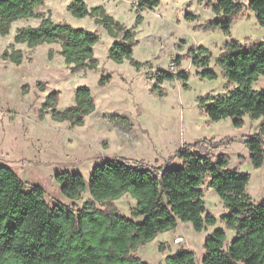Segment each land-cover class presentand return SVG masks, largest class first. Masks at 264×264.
I'll use <instances>...</instances> for the list:
<instances>
[{
  "label": "rangeland",
  "instance_id": "1",
  "mask_svg": "<svg viewBox=\"0 0 264 264\" xmlns=\"http://www.w3.org/2000/svg\"><path fill=\"white\" fill-rule=\"evenodd\" d=\"M72 0H45L35 11L50 16L54 21L67 22L75 27H85L100 35L95 44L98 66L73 71L61 54V44L44 42L29 46L16 42V31L22 27L39 25L40 17L20 18L13 22L10 32L0 34V164L12 166L28 187L37 184L45 189L50 205L63 202L80 208L91 197L89 189L79 199L66 196L55 176L64 170L81 172L87 181L92 168L107 158H124L135 164L157 168L180 163L175 157L186 143L210 140L201 144L214 158L220 154L230 158L228 168L251 174L246 193L253 202L264 199V165L255 167L245 138L259 132L264 118L245 116V124L236 127L232 118L214 121L200 104V97L211 93L219 95L233 86L217 62L227 41L238 39L242 43L264 40V26L258 23L249 0H241L243 10L233 18L230 32L220 27L206 28L218 14L212 6L216 0H160L154 9L141 11L143 21L136 25L137 6L141 0H85L89 6L103 5L107 12L121 21L125 27L135 29L134 58L143 62L140 68L130 59L118 63L109 57L114 40H121L122 32L111 36L107 29L96 23L94 16H75L68 5ZM186 13L196 16L185 18ZM203 45L210 50V67L218 76L202 77V69L192 62L190 48ZM20 49L22 63L16 64L2 58L4 50ZM180 55L181 66L175 65ZM183 68L189 72L188 88L179 79L161 84L160 95L155 74L159 69L177 72ZM110 75L106 84H100L102 76ZM80 85L91 88L96 108L88 114L83 125L70 121H56L51 110L41 116L42 104L52 91H59L58 109L75 103L76 89ZM264 90V76L254 83ZM204 149V150H205ZM207 211L218 218L215 225L197 231L190 221L160 232L154 239L141 245L136 254L149 264H167L166 256L180 249L196 253L197 264H203L206 254V236L217 227H224L228 237L226 247L236 232L221 221L228 211L223 199L210 184L207 176L202 185ZM98 207L116 206L120 213L136 220L133 209L136 199L126 193L112 200L111 204L96 201ZM183 236L184 243L174 242ZM168 242L165 250L161 241Z\"/></svg>",
  "mask_w": 264,
  "mask_h": 264
},
{
  "label": "trees",
  "instance_id": "2",
  "mask_svg": "<svg viewBox=\"0 0 264 264\" xmlns=\"http://www.w3.org/2000/svg\"><path fill=\"white\" fill-rule=\"evenodd\" d=\"M45 0H0V34L10 32L14 21L26 17H40L39 25H28L16 31L14 40L35 46L44 42L60 43L61 54L73 71L98 66L95 44L100 35L85 27H75L67 22L54 21L39 14L36 6ZM160 0H141L137 6L136 25L144 16L145 8L154 9ZM260 25L264 26V0H249ZM218 16L206 28L220 27L229 33L233 18L243 10L241 0H216L212 6ZM68 9L78 17L94 16L111 36L122 32L121 40H114L109 57L121 63L126 58L137 68L143 62L134 58L135 29L125 27L107 12L103 5L89 6L85 0H72ZM185 18H196L186 13ZM192 62L202 67L197 73L202 77L216 78L218 73L210 67V50L200 45L190 48ZM5 60L22 63L20 49H6L1 54ZM181 56L175 65L181 66ZM217 62L223 68L228 82L233 84L225 93H211L200 97V104L211 120L232 118L236 127L245 124V116L264 118V90L254 83L264 76V40L242 43L238 39L227 41ZM160 95L166 80L179 79L188 88L189 72L159 69L156 74ZM110 75L102 76L106 84ZM59 91L50 92L42 104L41 116L51 110L56 121H70L83 125L86 116L96 108L92 90L87 85L76 89L75 103L58 109ZM210 140L186 143L175 157L181 162L157 168L135 164L124 158H107L92 168L89 181L78 171L64 170L55 178L62 192L79 199L89 189L91 197L80 208L63 202L50 205L45 189L34 184L30 187L15 169L0 164V264H149L136 254L137 249L154 239L160 232L175 228L180 221H190L197 231L218 222L217 216L207 211L204 200V180L223 199L228 211L220 219L236 234L228 247V234L224 227H217L205 239L206 254L203 264H264V199L253 202L246 193L251 174L239 169L230 170V158L214 156L201 144ZM255 167L264 165V119L259 132L245 138ZM203 148V147H202ZM130 193L136 199L133 209L139 221L119 212L116 206L103 209L96 201L111 204L112 200ZM167 242L159 244L165 250ZM167 264H197L196 253L180 249L166 256Z\"/></svg>",
  "mask_w": 264,
  "mask_h": 264
},
{
  "label": "built area",
  "instance_id": "3",
  "mask_svg": "<svg viewBox=\"0 0 264 264\" xmlns=\"http://www.w3.org/2000/svg\"><path fill=\"white\" fill-rule=\"evenodd\" d=\"M174 242H176V243H184L185 242V240H184V238H183V236H176L175 238H174Z\"/></svg>",
  "mask_w": 264,
  "mask_h": 264
},
{
  "label": "crops",
  "instance_id": "4",
  "mask_svg": "<svg viewBox=\"0 0 264 264\" xmlns=\"http://www.w3.org/2000/svg\"><path fill=\"white\" fill-rule=\"evenodd\" d=\"M256 203H257V202H256ZM176 236H177V235H176ZM161 242H165V241L163 240V241H161ZM161 242H160V243H161ZM167 243H168V242H167Z\"/></svg>",
  "mask_w": 264,
  "mask_h": 264
}]
</instances>
